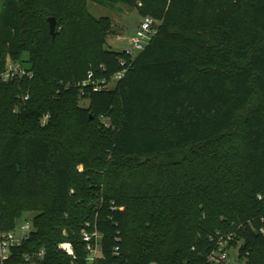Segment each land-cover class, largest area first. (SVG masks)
Wrapping results in <instances>:
<instances>
[{
  "label": "trees",
  "instance_id": "trees-1",
  "mask_svg": "<svg viewBox=\"0 0 264 264\" xmlns=\"http://www.w3.org/2000/svg\"><path fill=\"white\" fill-rule=\"evenodd\" d=\"M88 1L2 4L0 75L32 76L0 79V230L36 210L5 264H87L86 222L100 264H215L228 236L264 264V0H92L159 22L136 56Z\"/></svg>",
  "mask_w": 264,
  "mask_h": 264
},
{
  "label": "built area",
  "instance_id": "built-area-1",
  "mask_svg": "<svg viewBox=\"0 0 264 264\" xmlns=\"http://www.w3.org/2000/svg\"><path fill=\"white\" fill-rule=\"evenodd\" d=\"M158 23L159 22L151 16L143 17L142 22L137 28L136 34L131 39L132 48L128 50V52L132 53L134 49L142 51L150 42L152 36L156 33L157 30L155 29L157 28ZM126 73V68L117 72L113 76L114 82L123 79ZM26 75L32 76V73L27 71L20 64L9 63L6 69L1 73L0 79L10 80ZM46 118L47 116L45 119ZM17 228L18 226L16 229L10 231L0 230V262L2 264L11 260L14 249L21 246L23 241L28 239L33 230L32 223H24L20 225V229L23 232L21 235L17 234ZM80 234L85 243L86 263L100 264L104 252L102 234L92 225L91 222H86L85 226L81 229ZM232 237L233 236H228L226 239L220 238L218 241L217 248L212 252L210 257L215 264H247L245 260L237 261L235 256L232 258L228 253L227 250H229V247H227V245ZM60 247L67 250L70 255L74 256V250L69 243L61 244ZM45 254L46 251L44 248L39 251L27 253L23 256L24 262L26 264H39L44 260Z\"/></svg>",
  "mask_w": 264,
  "mask_h": 264
},
{
  "label": "rangeland",
  "instance_id": "rangeland-1",
  "mask_svg": "<svg viewBox=\"0 0 264 264\" xmlns=\"http://www.w3.org/2000/svg\"><path fill=\"white\" fill-rule=\"evenodd\" d=\"M4 0H0V11ZM88 10L95 18L109 17L114 22L115 32L110 33L108 37L107 48L113 51L122 52L130 50L132 48L131 39L136 34L137 28L143 20V17L136 8L130 7L122 3H116L114 5H104L95 1H88ZM159 24V23H158ZM157 30V28L155 29ZM140 50L134 49L132 54L136 56ZM83 106H87L89 101L83 99L81 101ZM84 167L80 166L79 171H83ZM49 196L46 195L43 199L48 200ZM40 201V200H39ZM39 201L32 203L33 207H38ZM36 204V206H35ZM36 214V210L27 211L24 215L25 218L18 222L17 234L21 235L23 232L20 229V225L24 223H32V219ZM235 242V240H234ZM236 245L241 243V239L236 240ZM236 246V247H237ZM236 247L229 248L228 253L233 258L236 254Z\"/></svg>",
  "mask_w": 264,
  "mask_h": 264
},
{
  "label": "water",
  "instance_id": "water-1",
  "mask_svg": "<svg viewBox=\"0 0 264 264\" xmlns=\"http://www.w3.org/2000/svg\"><path fill=\"white\" fill-rule=\"evenodd\" d=\"M49 21H50L51 33L54 34L57 27V19L55 17H50Z\"/></svg>",
  "mask_w": 264,
  "mask_h": 264
}]
</instances>
